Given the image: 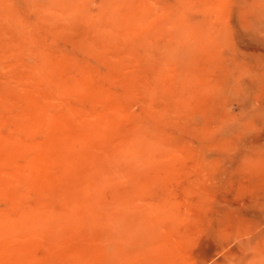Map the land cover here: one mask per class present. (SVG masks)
<instances>
[{"label":"rangeland","instance_id":"obj_1","mask_svg":"<svg viewBox=\"0 0 264 264\" xmlns=\"http://www.w3.org/2000/svg\"><path fill=\"white\" fill-rule=\"evenodd\" d=\"M0 264H264V0H0Z\"/></svg>","mask_w":264,"mask_h":264}]
</instances>
